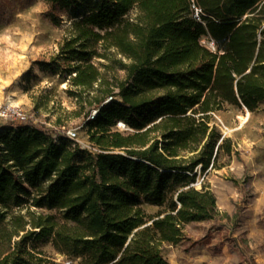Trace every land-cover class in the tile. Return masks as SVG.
Returning <instances> with one entry per match:
<instances>
[{"label":"trees","instance_id":"1","mask_svg":"<svg viewBox=\"0 0 264 264\" xmlns=\"http://www.w3.org/2000/svg\"><path fill=\"white\" fill-rule=\"evenodd\" d=\"M44 1L59 25L86 0ZM109 51L122 55L124 78L94 63ZM59 60L81 100L94 91L98 151L28 123L0 130V264H60L38 245L48 241L77 264H171L163 243L220 215L214 192L191 185L224 145L211 113L264 102V0H97Z\"/></svg>","mask_w":264,"mask_h":264},{"label":"rangeland","instance_id":"2","mask_svg":"<svg viewBox=\"0 0 264 264\" xmlns=\"http://www.w3.org/2000/svg\"><path fill=\"white\" fill-rule=\"evenodd\" d=\"M96 1L86 0L62 11L61 24L56 25L44 0H0V130L24 124L1 116L5 109H18L34 116L39 121L37 126L48 131L63 125L76 128L75 142L81 148L98 151L90 140L87 124V116L91 118L97 109L87 102L94 91L85 92L81 100L76 94L80 88L56 66L61 62V45L71 37L74 22ZM137 15V8L128 14L132 19ZM201 42L216 49L207 36ZM108 56L93 57V61L108 77L124 78L125 71L117 64L122 55L109 51ZM41 59L55 64L43 68L37 63ZM11 95L20 103L10 104ZM239 114H247L246 107L229 103L211 113L210 125L221 136L218 145H224L207 170H202V165L197 167L191 185L214 192L220 215L187 223L179 243H163L171 264H264V102L251 111L241 127ZM223 126L234 130L226 133ZM143 207L149 214L162 210L148 203ZM38 245L57 263L79 261L57 251L51 241Z\"/></svg>","mask_w":264,"mask_h":264},{"label":"built area","instance_id":"3","mask_svg":"<svg viewBox=\"0 0 264 264\" xmlns=\"http://www.w3.org/2000/svg\"><path fill=\"white\" fill-rule=\"evenodd\" d=\"M195 9V16L199 17V14L201 12V9L199 7L194 6ZM109 99H112V97H110ZM98 110L96 109L93 113V115H91V119H93L95 117V115L97 114ZM2 117H9V118H14V119H18L20 121H22L23 123H28V124H32V125H38V119H36L34 116H32L31 114H27V113H22L20 110L18 109H5L2 114ZM58 127V126H57ZM117 127H119L120 129H125L128 130L130 129L123 121H119L117 123ZM55 136L58 135H63L66 136L72 140H77L78 139V131L76 128H66L64 125L63 126H59L58 129H55Z\"/></svg>","mask_w":264,"mask_h":264},{"label":"bare ground","instance_id":"4","mask_svg":"<svg viewBox=\"0 0 264 264\" xmlns=\"http://www.w3.org/2000/svg\"><path fill=\"white\" fill-rule=\"evenodd\" d=\"M9 103H10V104L17 105V104H19L20 102L14 100L13 95H11V96H9ZM246 112H247V114H239V115H238V119H239V121H240V125H239V127L243 126V125L248 121V119H249V117H250V115H251V111H250L248 108H246ZM223 127H224V131H225L226 133H229V132H231V131L234 130L233 128H230V127H228V126H223Z\"/></svg>","mask_w":264,"mask_h":264},{"label":"water","instance_id":"5","mask_svg":"<svg viewBox=\"0 0 264 264\" xmlns=\"http://www.w3.org/2000/svg\"><path fill=\"white\" fill-rule=\"evenodd\" d=\"M245 107V106H244Z\"/></svg>","mask_w":264,"mask_h":264}]
</instances>
